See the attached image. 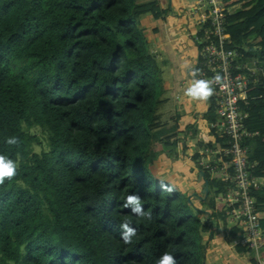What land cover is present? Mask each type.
Masks as SVG:
<instances>
[{"label":"trees","instance_id":"trees-1","mask_svg":"<svg viewBox=\"0 0 264 264\" xmlns=\"http://www.w3.org/2000/svg\"><path fill=\"white\" fill-rule=\"evenodd\" d=\"M225 2L234 8L226 19L231 47L264 70V0ZM147 14L157 20L165 9L158 0H0V154L18 164L0 184V264H156L165 252L177 264H212L205 240L216 232L211 220L221 221L225 242H236L244 263L260 264L237 244L241 231L224 203L209 201L225 190L219 173L205 170L208 192L198 194L211 207L204 210L153 169L184 149V131L178 121L161 123L166 100L152 98L164 80L146 29L137 25ZM248 93L245 126L257 132L249 157L259 178L262 79ZM208 98L204 117L211 123L215 100ZM212 133L208 145L224 147ZM10 136L19 143L7 145ZM129 194L141 197L150 218L124 207ZM252 194L264 231V188ZM123 222L137 229L131 243L121 238Z\"/></svg>","mask_w":264,"mask_h":264},{"label":"built area","instance_id":"built-area-1","mask_svg":"<svg viewBox=\"0 0 264 264\" xmlns=\"http://www.w3.org/2000/svg\"><path fill=\"white\" fill-rule=\"evenodd\" d=\"M225 3V0H196L193 8L199 26L194 35L198 46L194 69L198 78L212 81L216 118L210 126L225 139L221 149L213 145L200 151L198 165L211 173H219L226 183L218 201L224 203L229 221L241 231L237 244L247 247L259 263L264 264V231L252 194L253 188L260 187V183L252 172L255 165L250 161L248 144L257 132L245 126L249 115L247 108L253 99L248 90L261 76L264 79V70L255 62L253 65L243 62L240 50L231 47L226 19L233 8ZM217 74L221 77L219 82L213 79ZM230 165L232 171L228 170Z\"/></svg>","mask_w":264,"mask_h":264},{"label":"rangeland","instance_id":"rangeland-1","mask_svg":"<svg viewBox=\"0 0 264 264\" xmlns=\"http://www.w3.org/2000/svg\"><path fill=\"white\" fill-rule=\"evenodd\" d=\"M195 1L196 0H160L162 7H164L165 9L164 18H160L157 20L149 19V14H147L137 20V25L141 30L143 28L146 29L145 32L148 38V46L155 53L158 61L162 65L164 80L162 87L164 88H162V92L159 89L153 88L152 96L153 99L155 97L156 99L164 98L166 100L165 103L160 105L158 108V112L161 116V123H163L164 125H168L166 127H171L173 126L175 121H178L181 129L191 128L192 131L196 129L195 133L192 136L201 140V143L203 145H206V143L202 141H204V139L207 137L205 136L204 131L205 128L209 129L210 124L207 127L199 126L200 128L197 129L198 126L196 124L195 115L199 113V111L203 107H209V98L205 101H202L203 103L200 104L199 101H192L184 96V103L186 105L187 113L186 120L181 123L180 115L177 113L175 108L178 105V99L176 98L177 96L174 85L175 73L178 71L177 69L179 67L177 63H181V60H184L186 64H189V62H191V58H195L198 50L197 44L193 41V35H195V33L199 29V26L197 24V14L193 10V8L196 6ZM156 25H161V30L159 29L160 31L158 33L153 32V28H157ZM168 34L172 35V37L174 38L173 49H175V59L173 58L172 53L170 54L169 50L166 48L165 41L166 39H168ZM190 34L192 35V37L190 36ZM254 40L255 37L251 36L246 43H250L252 41L254 42ZM179 57L180 59H177ZM245 63L248 65H253V60H249ZM182 66L183 68L180 69V72H182L183 79L190 82L192 79V75L188 77L187 73H185L186 71L184 70L187 65L182 64ZM188 82L186 83V85L188 84ZM186 85L182 86V92ZM207 123L209 122L207 121ZM195 126L196 128H194ZM36 133L40 132L36 131ZM185 139L188 143H192L193 141L192 138H190L189 140V138L186 137ZM206 141L208 143L210 142L208 140ZM189 148L190 150H192L193 146H189ZM35 150L40 151V147H36ZM187 154H189V152ZM176 155L177 157L171 155L168 158L167 156H162L159 161L155 162V167L153 168L154 171L161 177H164L168 181L173 183V185L178 186L180 189H184L186 192H190V194L200 192L202 193L201 187H203V183L199 180H197L196 182L195 175H197V173L191 171V173L194 172L193 175H191L190 177L187 176L189 172L186 168H184L185 166L183 164V161H185L187 158V155L184 154V149L182 148V152H177ZM218 197L213 198L212 196H210L209 201L213 202L214 200H217ZM193 199L198 207H201L204 210L210 209L211 205L209 204V202L204 203L201 201V199L198 200L197 194L195 196L193 195ZM200 216L203 217V213H201ZM211 221L213 226L215 227L216 234H214V236L211 238L208 237L207 261L212 264H224L225 262L222 256L220 257V251L217 250L218 245L215 242V236L219 232L223 231L222 223L221 221ZM229 245L234 248L236 247V242L232 241V243ZM252 255L255 256L252 251H249V256L252 257Z\"/></svg>","mask_w":264,"mask_h":264},{"label":"crops","instance_id":"crops-1","mask_svg":"<svg viewBox=\"0 0 264 264\" xmlns=\"http://www.w3.org/2000/svg\"><path fill=\"white\" fill-rule=\"evenodd\" d=\"M141 1H148V0H141ZM158 1L160 3L161 8L163 9L164 7H162L160 0H158ZM149 19H151V18L149 17ZM156 27L161 30V25H156ZM160 30H158V32ZM190 36L192 37L191 34H190ZM167 38L168 39H166V41H165L166 48L169 50V53L170 54L172 53L173 58L175 59L176 58L175 57V53H174L175 52L174 51L175 49H173L174 48L173 47L174 38L172 37V35H169V34H168V37ZM193 41L195 42L194 39H193ZM180 57L177 58V59H180ZM195 59H196V56H195V58H191V62H189V64H186L184 62V60H181V63H177V65H179V67L177 69L178 71L175 73L174 85H175V91H176V96H177L176 98L178 99L177 100L178 105L175 108H176L177 113L180 115V123L186 120L187 110H186V105L184 103V95H183V92H182V86L183 85H186V83L188 82L187 80L183 79L182 72H180V69L183 68L182 64L187 65V67L184 70L186 71L185 73H187L188 77H190L191 70L193 69V67H194V65L196 63ZM261 79H262V83L264 84V79H263L262 76L260 77V80L257 82V84H259L261 82ZM257 84H255V85H257ZM255 85H253V86H255ZM250 87H252V85ZM199 103L202 104L203 102L202 101H199ZM207 110H208V106L203 107L199 111V113H197L195 115L196 116V124L198 126L197 129L200 128L199 126H203V127L209 126V123H207V120L204 117V114H205V112ZM194 128H196V126ZM195 130L196 129H194V131H192L191 128H189V129H187V128L186 129H182V131H184V133L180 134V136L182 138H184V154L187 155V158H186L185 161H183V164L185 166L184 168H186L188 170V172H189V174H187V176L190 177L191 175H193L194 172H196L197 173V175H195L196 176V182H197V180H199L202 183H204L202 179H199L198 178L199 172L201 170H200V167L194 162V159L192 157V154H194L195 151H197L199 149V152H200V149L203 150V148L205 147V145H203L201 143V140H199L198 138H194L192 136L195 133ZM204 132H205V136H207V137L202 142H205L207 144V141L206 140L210 141V140H213L215 138V136L212 133V129H211L210 126H209V129H206L205 128V131ZM200 136H201V134H200ZM186 137H188L189 140H190V138H192V140H193L192 143H190V142L188 143L186 141V139H185ZM189 146H193V149L190 150ZM177 152H182L181 147L177 148ZM188 152H189V154H187ZM200 157H201V155H199V158ZM179 159H181V158H179ZM191 171H194V172L191 173ZM258 182L260 183V187H263L264 188V177L258 178ZM196 194H198V193H196ZM217 233H218V231H217ZM215 237H216V239H215L216 241L215 242H216V244L218 246L216 244L215 245L217 246V250L220 251V257L222 256V258H223V260L225 262L224 264H247L246 262L245 263L243 262L242 257L237 254V252L234 250V248H232L227 242H225V240L223 238V233L222 232H219ZM207 238H208V236L205 235V240ZM220 264H223V263H220Z\"/></svg>","mask_w":264,"mask_h":264},{"label":"clouds","instance_id":"clouds-1","mask_svg":"<svg viewBox=\"0 0 264 264\" xmlns=\"http://www.w3.org/2000/svg\"><path fill=\"white\" fill-rule=\"evenodd\" d=\"M197 53H198V50H197ZM195 66H196V63L192 70V79L185 86L183 90V94L185 97L189 98L192 101H205L208 99V97H210L213 94L214 89L212 87V81L207 80V79L198 78V72L196 69H194ZM213 79L216 82H219L221 80V77L219 76V74H217ZM211 129H214V128L211 127ZM215 131L218 134V136L221 137L219 132L217 130ZM5 143L7 145H17L19 143V140L15 136H10L5 139ZM212 144L216 145L215 141ZM208 147H211V146H209L207 142L203 150ZM200 151L202 150L200 149ZM196 153L200 155L199 149L195 151L194 154ZM194 154H192V157ZM195 163L198 165V162H195ZM199 167H200V170H203L205 172V170L202 169L201 166ZM17 168H18V164L14 159L10 158V156H8L7 154H0V184H4L6 180H11L17 174ZM124 207L128 208L131 214L136 217H139L141 219L150 218V213H147L145 211L143 204H142L141 197L138 194L127 195L124 200ZM120 228L122 230L121 238L123 239V241L125 243H131L132 238L136 236L137 234V229L133 227L129 222H123L120 225ZM156 264H177V261H176L175 256L172 253L165 252L163 255H161L156 260Z\"/></svg>","mask_w":264,"mask_h":264},{"label":"water","instance_id":"water-1","mask_svg":"<svg viewBox=\"0 0 264 264\" xmlns=\"http://www.w3.org/2000/svg\"><path fill=\"white\" fill-rule=\"evenodd\" d=\"M204 175H205V172L203 171V170H201L200 172H199V176H198V178L199 179H202L203 177H204ZM207 192H208V182L207 181H204V183H203V188H202V194H207ZM195 196L196 195V193H192V196ZM197 197H198V199H202V196L201 195H198L197 194Z\"/></svg>","mask_w":264,"mask_h":264}]
</instances>
